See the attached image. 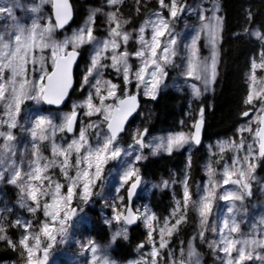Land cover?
<instances>
[{"label": "rangeland", "instance_id": "rangeland-1", "mask_svg": "<svg viewBox=\"0 0 264 264\" xmlns=\"http://www.w3.org/2000/svg\"><path fill=\"white\" fill-rule=\"evenodd\" d=\"M121 1V0H120ZM7 0H0V3H6ZM135 5L136 2L139 3V0H133ZM169 0H165V3H168ZM19 3L22 7L16 11L15 15L21 25L31 26L33 21H36L41 28L48 26L52 27L51 37L45 35V43H51L52 41L62 42L66 38H71L75 33L80 29L88 26V20L90 15L95 11L94 22L91 24L92 35L95 37V41H104L110 39V25L108 21L107 14L110 12H115V5H109L108 0H102V4L98 11L86 10L85 16L82 19L81 23L77 26L72 25L68 30L63 31L61 38L57 39L55 37L56 26L51 17V13L46 9L47 6L52 4V0H19ZM156 7L153 10L148 11V14L142 19L136 29L128 27V23L121 21L117 17V21L121 25L120 31L127 32L129 34V39L127 43H124L121 38H117V43L120 45L119 48L113 52L111 45L107 51L102 52L99 58V64L104 65V67H99L97 70L93 71L92 75L88 76V83H84V77L88 75V69L92 66V58L96 50V42L80 44L76 47L79 51L82 49L85 50V60L81 63L82 58L77 67V89L76 91L80 94L79 98L71 99L69 101L68 109H61L56 111L48 110L47 106H44L42 100H33V99H24L20 106V112L16 117L17 127L11 129L15 140L12 141L14 147V154L3 153L0 150V155L3 157V162L0 163V172H3V179H0V184L5 183V187L0 188V200L3 197L6 187H12L15 190L17 203L18 216L17 220L21 221V234L19 240L24 235L37 236L41 238V248L37 250L36 256L34 259L44 260L43 248L47 247V237L41 232V228L44 223H49L53 227V235H56L57 239L53 243V247L49 249L47 260L44 261V264H91L92 252L90 249H86L85 245L89 241H93L98 248L96 255L98 257H107L112 264H151L153 247L158 250L159 254L155 258L156 264H173V261L176 264H180L183 257L188 258L189 246L191 245L196 253L199 256V264H204L203 256L200 255L198 250L194 246V241L182 243L181 240H178L176 243H172L171 236L177 234L179 224H176L177 220L183 219L181 222L187 220V216L184 214L189 210V202L187 207L184 206V199H171V203L175 202L176 205L172 210V217L167 219L164 222L156 221L155 215L153 213L152 207L148 202V196L151 191L155 188L156 184L150 182H144L141 187L140 198L137 201L135 208L136 213L138 214L142 228L144 227L148 231L147 241L145 244L138 246L135 249L134 256L130 259H127L123 253L119 252V255H116L112 250L117 243V240L120 238H129V227H127L123 222V216L126 205H124L125 189L127 188L129 182H125L123 179L124 173L132 168L137 170L135 164L144 162L147 155H157L162 153H170L163 148L156 149L155 145L161 143L162 140H166L169 136H174L179 133H184L185 137L188 138V142L183 144L182 147H174V150H182L186 148L187 154L193 149L194 145L192 143V134H189L184 125L192 124L193 114L191 107H193L194 102L199 99L205 93H211L214 79L211 78V56L213 53V41L210 35L209 27L216 24V17H219L221 24L219 29L216 32L215 39V53H216V62H215V75L216 68L219 60V43L221 40L222 32V14H221V5L220 0H194L191 4L184 5L185 10L183 13L178 14L175 19H171L168 15V9H162L159 4V0H156ZM178 5H181V0H177ZM35 5H39L38 12H31L29 8ZM160 12L165 19L169 21V32L175 38V44L171 45L169 51V62L163 63L160 61L163 68L164 75L158 73L157 79L160 80L158 87L156 88L155 94L160 89L172 90H185V99H186V111L181 114V117L177 121V125H173L170 129L161 127L151 131L149 134L143 136L144 147H140L135 138L137 133L141 132L140 129V120L138 119L134 125L131 126V129L128 130L130 137L127 138L126 142H117L113 144L114 147L120 148V156L113 160L108 159L106 163H102L100 166V175L97 178L95 175V161L93 160V167L89 169V195L85 200L82 198L83 194V178L78 180L74 185V192L72 200L67 204V207L64 206V201L61 200V216L58 219L63 218V215L67 213L68 219L65 221V233L63 238H61L58 229L60 228L59 223L52 224L51 217H46L44 215L43 205L44 203H52L51 193L54 192V188L49 189L47 182H45L43 191L48 192L47 195H40V207L37 208L36 203L33 202L26 192L21 191V184L26 188L27 180H22L18 184H10L8 180L13 174L14 165L19 167L22 176L24 173L29 171V164L33 161V152L35 144L36 149H38L39 155L41 157V164L46 161L55 160V166L50 167L48 175L52 178L53 183H59L63 187L61 188V196L67 195V186L72 183V179L75 178L78 170H83L87 166L85 161L80 165V168L75 167L77 156L73 151L69 156V165L67 176H65L60 165L63 157H53L52 155V146L55 143L57 146H60L64 149H67L68 144L72 143L73 140L79 141L81 129L85 130V139L87 144L85 148L91 146L93 149L97 147V144H102L106 136L109 135V132L106 129L105 121V110L107 114L112 115L114 107L118 105L119 95L118 89L120 85L124 86V89L128 90L130 85H134L137 90H140L143 97L146 99L144 108L146 109V114L151 113V105L148 103V99H151L152 95H146V86H150L152 77L151 72L155 69L149 67L144 73L145 83H140L136 77V73L139 71L141 66L144 63L145 59L149 61L152 59L150 55L142 58L137 57L135 53L140 51L144 47L140 42V32L139 29L144 25L145 21H153L156 19L155 13ZM99 17V25H96V19ZM203 17V19H202ZM127 21V20H126ZM128 22V21H127ZM251 24V23H250ZM115 27V23L111 25ZM12 26L10 20H5L3 17H0V35H4L5 39L8 38V34L12 32ZM245 34L249 39H257L253 33L260 30L257 27H251L247 25L245 28ZM145 41L151 43L152 36V27L148 25L145 27L143 33ZM195 38V43H194ZM160 48L157 49L158 55H163L162 48L168 44L169 35L166 33L165 36L159 38ZM262 42V41H260ZM264 44V42H262ZM72 45L69 44L66 49L59 51L57 54L65 55ZM127 52V64L129 66V75L128 82L124 80L123 72L117 71L115 67L112 66L111 56L113 54L119 55L120 53ZM82 53V51H81ZM83 55V53H82ZM33 58L35 62H33ZM174 60H178V64H181L182 71L177 73L173 79H170L168 71L166 70L167 66H170ZM198 64L200 66V71L194 73L193 75H188V66L189 62ZM255 64V68L253 65ZM264 64V51L260 53L258 59L253 60L251 68L247 73V85L248 93L253 94V102L249 104L250 109L253 111L252 114L243 119L242 124L239 126L237 135L231 140L221 139L216 141L215 144L211 145L208 148V159L204 164V174L206 175L205 182H201L198 188V198L195 204V214H196V224L198 225L199 230V240L198 247L208 246L212 256V264H224L226 259L225 254L220 251L222 246V237L231 238L233 240H242V239H256L259 241H264V175L259 176L256 172V157H257V142H254L255 132L257 128L260 127L261 116L264 111H261V99L264 96V67L261 65ZM204 65H208L209 71L205 73L202 69ZM54 67L52 49L49 47L43 48L36 47L31 51L30 56L28 57V63L26 65L25 76L18 77L17 79H26L29 81L27 91L31 95H35V88H38L41 81L40 77L43 75L46 77L52 68ZM197 75L200 76L197 79ZM11 76V71L5 69L2 77L6 86H8V81ZM253 76L255 79H253ZM208 78L209 83L205 84V78ZM169 81L166 83L165 81ZM100 81L98 87L100 89L99 94L96 91V82ZM45 81V79H44ZM43 81V83H44ZM112 85H116V88L113 89L115 95L109 96L108 89ZM199 89V95L195 94L194 87ZM171 87V88H170ZM262 93L261 98H256V93ZM92 94V103L101 108V112H93L92 115H87L89 109L86 107V100L89 94ZM125 94V93H124ZM8 94L6 93V96ZM100 96H103L105 99L103 104H101ZM84 105V106H82ZM5 107L6 101L0 100V119H6L5 116ZM75 111L79 113L77 128L74 133L68 135V131L65 129L61 131L59 126L64 123L66 116L71 115ZM145 111V110H144ZM46 117L52 121L53 128H48L45 133L48 136L46 140H33L31 136V129L37 118ZM184 121H186L184 123ZM89 125H92L89 127ZM178 126V128H176ZM47 127V126H46ZM251 127L252 131H243L241 128ZM175 128V129H174ZM178 129V130H177ZM159 130V131H156ZM0 131L7 132L8 128L6 125L0 124ZM241 140H243V147H239ZM4 144V138L0 137V146ZM252 146V153L250 159L245 162L243 158L248 153V146ZM143 149L147 151L143 152ZM171 151V152H172ZM229 153L230 159L224 158L226 154ZM81 158L86 155L84 148L81 149ZM139 155L143 157L140 160H136V156ZM217 155V163L213 165L214 160L213 156ZM224 158V160H222ZM239 159L240 163H237L233 166V161ZM220 164V166L218 165ZM215 164V163H214ZM251 164L253 167L252 175L255 177L250 180L251 184V195L244 194V199L240 201H224L220 197L223 196L226 192H237L241 194L243 192L240 189L239 185H234L229 183L228 185L223 184L224 172L227 168L230 172L233 173L232 179H236L238 176V170L241 167L247 168ZM140 166V165H138ZM138 175V174H137ZM203 183V184H202ZM164 184H166L164 182ZM39 187V184H36ZM174 185H170L171 190ZM184 188L183 193L184 197ZM207 189V191H206ZM211 193V204L212 210L208 214L207 221L205 224H201V216L199 214V207L201 198ZM247 197L251 198L250 201L246 202ZM179 202V204H178ZM29 207L36 208L35 212L29 211ZM233 207L234 211L229 213L227 209ZM9 210H13V205H8ZM94 209L98 210L100 217L102 218L103 223L105 224L106 234L100 236L99 238L85 234L82 235L81 229L84 225H91V211ZM39 210L42 211V219L40 218L39 222L36 223L38 230H33V225L36 220V217H32V214L37 213ZM53 209H49L52 211ZM73 210L74 214H73ZM25 212L22 214V212ZM30 213L31 217L26 214ZM1 214V211H0ZM121 216V219L117 221L114 217ZM225 219L229 220V228L233 225V222L238 226V231L234 233H229L228 229H223V221ZM28 223L30 227L27 231L24 228V224ZM167 223V227H165ZM173 225L175 228L173 229ZM18 226V225H17ZM161 229H165L163 239L166 242V247L160 248L161 242ZM171 229V235L168 234V230ZM215 229V231L213 230ZM125 232L126 236L121 235L117 236L115 241L112 240L113 235L118 232ZM151 231V238L149 237V232ZM203 232V237L201 238L200 233ZM6 235V234H4ZM9 239V238H8ZM212 242H215L213 246ZM30 244H34L33 240L29 241ZM240 245H237V248ZM24 250V249H23ZM169 251V252H168ZM251 251L253 259L246 260L243 264H264V259H258L259 257H264V248L256 247L252 248L251 246L246 248V253ZM26 264H27V253L25 252ZM165 253H169L168 256ZM237 252L233 249L232 257L235 258ZM195 257L192 258L190 264H195Z\"/></svg>", "mask_w": 264, "mask_h": 264}, {"label": "snow or ice", "instance_id": "snow-or-ice-1", "mask_svg": "<svg viewBox=\"0 0 264 264\" xmlns=\"http://www.w3.org/2000/svg\"><path fill=\"white\" fill-rule=\"evenodd\" d=\"M120 0H108L109 5H116L119 3ZM160 7L162 9H168V15L171 19H175L178 14L183 13L185 10L184 5H178L177 0H169L168 3H165V0H159ZM22 7V5L19 3V0H7L6 3H0V17H3L5 20L11 21L12 26V32L8 34V38L5 39L4 35H0V100L6 101V107H5V116L6 119H0V124L6 125L8 128L7 132L0 131V137L4 138V144L0 146V150H2L3 153H11L14 154V147L12 145V141L15 140V137L12 134L11 129L16 128V117L20 112V106L24 99H33V100H44L48 104H60L64 97L67 95V90L71 86V64L75 60L77 56L76 47L80 44L84 43H91L95 41V37L92 35V27L91 24L94 22V17L96 12L94 11L88 20V26L85 28L80 29L77 33H75L71 38H66L62 42H56L52 41L51 43H45V35L47 34L48 37H51L52 33V27L48 26L45 28H41L40 25L33 21L31 26H24L21 25L15 15L16 11L19 10ZM53 7L55 9L56 14V20H57V26L63 27L65 23L70 19L71 17V9L70 5L68 3V0H54ZM29 11L35 13L39 11V5H35L29 8ZM98 11V10H97ZM108 21L110 25V32L109 36L110 39L104 40V41H95L96 42V50L95 54L92 58V66L88 69V75L84 77V83H88V76L92 75L93 71L97 70L98 65L99 67H104V65L99 64V58L101 56L102 52H105L108 50L109 45H111L113 52L117 48H119V44L117 43V38H121L124 43H127L129 39V34L127 32H121L120 28L121 25L117 21L118 11L117 12H110L107 14ZM156 19L153 21H145L144 25H142L139 29L140 32V42L144 46L140 51H137L135 55L137 57H146L150 55L152 59L149 61L148 59L144 60L143 65L139 69V71L136 73V77L140 83H145L144 80V73L147 71L149 64L152 68L155 70L151 72V83L150 86H146V95H152L153 98H155V91L158 87L160 80L157 79L158 73L160 75H164L163 68L161 66L160 61H163V63L169 62V51L171 45L175 44V38L171 35V33L168 31L170 28L169 21L163 17V15L160 12L155 13ZM203 19V17H202ZM216 24L209 27L210 35L213 41V53L211 56V78H215V62H216V53H215V39H216V32L219 29V26L221 24V20L219 17H216ZM115 23V27H111V25ZM127 23V21H125ZM151 25L152 27V36H151V43H148L145 41L144 38V31L145 27ZM169 35V41L168 44L163 46L162 52L163 55L157 54V49L160 48V41L159 38L162 36H165V34ZM253 35L259 39L260 41L264 42V33H261L259 31L253 33ZM195 43V38H194ZM71 44L72 45V51L67 52L64 56H59L57 53L59 51H62L67 48V46ZM36 47H40L41 50L43 48L49 47L52 49V56H53V63L55 65L54 71L52 74L47 76V83L44 84L43 81L45 77L42 75L40 77V85L38 88H35V95H31L28 91V85L29 81L26 79H17L18 77H24L25 76V70L26 65L28 63V57L31 54V51L35 49ZM127 52L120 53L119 55L113 54L110 58L112 60V66L117 69V71H122L124 80L127 83L128 82V75H129V66L127 64ZM33 62H35V59L33 58ZM255 68V64L253 65ZM261 67H264V64L261 65ZM5 69H9L11 71V76L8 81V86L4 82H2L3 77L2 74ZM200 66L198 64H194L191 61L189 62L188 66V75H193L194 73L200 71ZM205 73L209 71L208 65H204L202 69ZM197 79L200 78L199 75L196 77ZM253 79L255 77L253 76ZM100 81L97 80L96 82V91L97 94H99V85ZM209 83L208 78H205V84ZM194 87V91L196 95H199V89ZM116 88V85H112L110 89H108V95L113 96L115 95L113 89ZM6 93L8 94L6 96ZM262 93L258 92L256 93V98L260 99ZM104 97L100 96L101 104H103ZM135 102L136 97L132 96L127 101L126 100H120V105L126 107H119L116 109L115 115L107 114L106 109L105 111V121H108L107 127L109 129L110 134L105 137L104 142L102 144H97V147L93 149L91 146H88L85 148V145L87 144V141L85 139V130L81 129L80 131V139L79 141L73 140L72 143L68 144L67 149H64L60 146H57L55 143H53L52 146V155L53 157H63L60 165H58L61 168L62 173L67 176L68 168L71 166L69 165V156L74 151L77 159L75 167L77 169L80 168V165L87 162V166L83 170H78L76 173L75 178L72 179V183H70L67 186V195L61 196V188L63 187L59 183H53L52 178L48 175V171L50 167L55 166V160L46 161L43 164H41V157L39 155L38 149H36L35 144L34 152H33V161L29 164V171L27 173H24L22 176L21 171L19 170V167L13 166L14 171L11 175L8 182L10 184H18L22 180H27V187L25 188L23 184H21V191L26 192L27 196L36 203L37 208L40 207V201L39 196L40 195H47L48 192L43 191L45 182H47V186L49 189L54 188V192L51 193V199L52 203H44L43 209H44V215L46 217H51L52 224L59 223L60 228L58 229V232L63 238V235L65 233V221L69 218L67 213L63 215V218L58 219L61 216V200L64 201V206L67 207V204L72 200L73 198V192H74V185L78 180L83 178V194L82 198L87 199L89 195V169L93 167V160L95 161V175L98 178L100 175V166L102 163H106L108 159H117L121 154V149L118 147L113 146V142L117 138L118 132L122 130L123 121L126 119L128 115L131 114L132 111L135 109ZM253 102V94L250 92L247 100L245 103L251 104ZM84 106V105H82ZM86 107L89 109L87 115H92L93 112H101L102 109L96 107L92 103V94L90 93L87 100H86ZM261 111H264V99H261ZM203 113V109H201V116ZM244 116H248V112L243 113ZM76 118V112L73 111L71 115H68L64 119V123L59 126V129L61 131L67 130L69 132L73 131V124L75 122ZM260 123L264 124V118L260 120ZM47 126V127H46ZM92 125H89L91 127ZM196 127V134L191 137L193 141L196 143H199V132H200V123H197L195 125ZM48 128H53L52 121L46 117H39L36 119L33 128L31 129V136L33 137V140L39 139V140H46L48 139V136L45 134L47 132ZM53 130H55L53 128ZM241 132L243 131H249L251 132V127L248 128H241ZM147 130L145 129L144 132H138L137 137L135 138L136 143L140 147H144L143 144V136L146 134ZM255 136L258 138L259 142V155L261 157H264V127L257 128L255 132ZM188 142V138L185 137L184 133H179L174 136H169L166 138V140H162L161 143L156 144V149L163 148L164 150L171 152L174 147H182L183 144ZM243 140H241L239 147H243ZM84 148L86 155H84L81 158V149ZM248 153L249 155H246L243 160L247 162L250 159L251 153H252V146H248ZM143 157L137 155L136 160H140ZM3 162V157L0 155V163ZM237 163H240L239 159L233 161V166H235ZM254 166L249 164L247 168L241 167L238 170V176L236 179H232L233 173L230 172L227 168L224 172V180L223 184L228 185L229 183L234 185H239L240 189L243 190L241 194H238L237 192H226L223 196L220 198L224 201H240L244 199V194L251 195V184L250 180L254 179L255 177L252 175V169ZM131 189L129 190V197L132 196V190H134L139 183L140 177L136 174V171L132 168H129L123 176V179L125 182H128L130 180H133ZM0 179H3V172H0ZM167 183V182H165ZM36 184H39V187L36 186ZM207 191V189H206ZM211 193L209 192L207 195L201 198L200 201V207H199V214L201 216V224H205L207 221L208 214L212 210V204H211ZM190 200V193L188 191L186 182H185V188H184V206L185 208L188 205V202ZM179 204V202H178ZM53 209L52 211H49V209ZM29 211L35 212L36 208L29 207ZM73 210V214H74ZM229 213H232L234 211L233 207H229L227 209ZM117 221L121 219V216L117 215L114 217ZM124 221L127 224H132L134 222L135 217L132 215L131 210L129 209L128 215L123 217ZM183 217H181V220ZM181 220H177L176 224L178 225L181 223ZM16 225H20L21 221L17 220L15 222ZM25 230L30 227L28 223H25L24 225ZM167 227V223L165 225ZM173 229L175 228V225L172 226ZM224 229H228L229 233H234L238 231V226L235 225L233 222V225L229 228V220L225 219L223 221V229H221V232H223ZM215 231V229H213ZM165 229H161V242H160V248L166 247V242L163 239ZM41 232L45 237H47L48 243L47 247L43 248V254H44V260L34 259L36 256L37 250L41 248V238L39 235L37 236H30V235H24L19 240V245L25 250L27 253V264H44V261L47 260L49 249L53 247V243L56 241L57 237L56 235H53V227L50 226L49 223H44ZM3 233H6V229L0 224V240H7V243L12 246L13 248L16 247V244L11 240L8 239L6 235ZM168 234L171 235V229L168 230ZM125 235L126 231L116 232L112 240L115 241L117 236ZM201 238L203 237V232L200 233ZM149 237L151 238V231L149 232ZM33 240L34 244H30L29 241ZM215 242H212L213 246ZM237 245H240L237 248ZM251 246L252 248L260 247L264 248V241H259L256 239H242V240H233L230 237L229 238H223L222 237V246L220 247V251H222L225 254V261L224 264H243L246 260L253 259L251 251L246 253V248ZM142 247V245H141ZM86 249H90L92 252V259L91 264H112L111 261L107 259V257H98L96 253L98 252V248L95 245L93 241H89L87 245H85ZM233 249L236 250L237 255L235 258L232 257ZM159 252L153 247V251L151 253L152 261L151 264H156V257L158 256ZM195 257V264H199V256L198 253H196L195 249L190 245L189 251H188V258L189 261H192V258ZM258 259H264V257L257 256ZM147 264V262H145ZM173 264H176L175 261H173ZM180 264H183V261L180 262Z\"/></svg>", "mask_w": 264, "mask_h": 264}, {"label": "trees", "instance_id": "trees-1", "mask_svg": "<svg viewBox=\"0 0 264 264\" xmlns=\"http://www.w3.org/2000/svg\"><path fill=\"white\" fill-rule=\"evenodd\" d=\"M194 0H181V5H189ZM74 11V26L81 23L85 16L86 10H99L102 0H71ZM156 0H139L137 6L133 0H121L115 5V12L118 11V18L121 21H128V27L136 29L142 19L148 14V11L156 7ZM222 14V32L219 43V60L217 73L215 76L211 93H205L194 102L191 111L193 114L192 124L184 125L185 130L190 134L193 124L198 119L205 122V139L204 144L199 149H194L191 159L187 161L186 151L184 149L174 150L170 153H162L157 155H147L144 162L136 164V170L142 172L144 178L150 182H155L157 187H163L164 181H179L182 175L188 174L187 187L192 196L189 200V210L187 211V221L179 227L177 234L173 236L172 243L183 239L185 242L194 241L198 244L199 230L196 224L195 204L198 192V183L203 179V165L206 162L208 154V145H213L221 139L231 140L235 136L237 127L243 122V113L246 109L251 108L245 103L248 93L247 73L250 70L253 58L258 59L260 53L264 51V44L255 39H249L245 34V28L250 25L252 28L257 27L264 32V0H220ZM51 13L50 6L46 7ZM251 23V24H250ZM96 25H99V17L96 19ZM62 33L55 32L57 39L62 37ZM82 61L85 60L84 52L81 50ZM178 60L166 67L169 78L173 79L177 73L182 71L181 64ZM78 72H76V77ZM169 81L166 80V83ZM171 88V87H170ZM77 89V87H76ZM74 91L72 99L79 98L80 94ZM160 89L156 98L151 101V113L139 116V122L142 128L148 133L155 131L161 127L170 129L173 125H177L181 114L185 113L186 99L185 90H168ZM135 91V86L129 90V93ZM140 91V90H139ZM125 92L124 86L120 85L118 95L123 96ZM145 99V98H144ZM143 99V100H144ZM69 108V104L66 109ZM201 109L203 113L201 116ZM52 111L53 109L48 108ZM56 111V110H53ZM186 121H184L185 123ZM178 128V126L176 127ZM175 129V128H174ZM143 130V129H142ZM141 130V131H142ZM156 130V131H159ZM178 130V129H177ZM69 135V134H68ZM130 134H126L121 142H126ZM234 136V137H232ZM256 139L254 138V142ZM213 143V144H211ZM144 150V149H143ZM147 151V150H144ZM229 153L224 158L230 157ZM217 155L212 160L213 165L217 163ZM224 158L222 160H224ZM215 163V164H214ZM218 165H220L218 163ZM188 172V173H187ZM256 172L259 176L264 175V158L259 159ZM5 183L0 184V188H4ZM167 189H155L150 195V205L152 206L156 218L164 219L170 215L172 208L171 195ZM15 190L12 187H6L3 197L0 200V224L6 229L7 238L11 239L16 247L13 248L7 243V240H0V264H26V257L23 248L19 245V236L22 232L20 225L15 224L18 216ZM251 198H247L246 202ZM13 205V210L8 209V205ZM25 213L24 211L22 214ZM31 217L30 213L26 214ZM91 225H84L81 233L85 236H95L99 238L106 234L105 225L102 219H99L95 211L90 213ZM42 211L32 214L36 217L33 230H38L35 226L42 219ZM157 221V220H156ZM147 232L141 226L134 228L130 232L129 239L123 241L119 239L116 243L114 253L119 255L123 253L126 258L133 257L135 247L141 245L146 240ZM182 259L185 260V257ZM212 256L207 251L203 254L204 264H212Z\"/></svg>", "mask_w": 264, "mask_h": 264}, {"label": "water", "instance_id": "water-1", "mask_svg": "<svg viewBox=\"0 0 264 264\" xmlns=\"http://www.w3.org/2000/svg\"><path fill=\"white\" fill-rule=\"evenodd\" d=\"M53 3H54V0H53ZM68 3H69V5H70V9H71V17H70V19L67 21V23H65L64 25H63V27H58L57 26V28H58V31H63L64 29H66V28H68V27H70L71 25H72V23L74 22V19H75V15H74V9H73V6H72V3H71V0H68ZM52 7H53V5H52ZM52 14H53V18H54V20H55V22H56V25H57V20H56V14H55V9H54V7H53V9H52ZM73 50V49H72ZM72 50H70L69 52H71ZM76 52H77V56H76V58H75V60L72 62V64H71V86L68 88V90H67V95L64 97V99H63V101L60 103V104H48L46 101H44L43 100V102L47 105V106H49V107H54V108H58V109H60V108H64L66 105H67V103H68V101H69V99H70V97H71V94H72V92H73V90H74V88H75V85H76V79H75V72H76V67H77V65H78V63H79V60H80V58H81V52L80 51H78V50H76ZM59 56H64V55H61V54H58ZM54 68H55V66H54ZM54 68L52 69V71L48 74V75H50V74H52L53 73V71H54ZM47 75V76H48ZM47 83V77L45 78V84ZM132 96H135L136 97V102H135V109H134V111H132L131 112V114L130 115H128L127 117H126V119L123 121V125H122V130L120 131V132H118V134H117V138L121 135V134H123L124 132H125V130H126V127H127V125L129 124V122L139 113V111H140V109H141V102H140V99H139V94H135V95H132ZM132 96H128V97H125L124 99H122V100H128L130 97H132ZM264 99V98H263ZM119 107H126V105L125 106H121L120 105V103H119V106L117 107V108H119ZM117 108H115V110H114V113H113V115H115V113H116V109ZM248 113H249V115L251 114V111H247ZM248 115V116H249ZM244 117H247V116H244ZM262 118H264V114L262 115ZM76 119H77V117L75 118V122H74V124H73V131H74V129H75V125H76ZM197 123H200V132H199V143H196L195 141H194V143H195V145L197 146V147H201L202 146V144H203V142H204V133H205V124H204V122L202 121V120H199V121H197L196 122V124ZM260 127H264V124H262L261 123V126ZM107 130L109 131V129H108V127H107ZM72 132V131H71ZM196 134V127L194 128V132H193V136ZM116 138V139H117ZM116 141V140H115ZM258 150H259V146H258ZM141 181H142V177H140V180H139V183L137 184V186H136V188L134 189V190H132V196L131 197H129V190L131 189V186H132V184H131V186H130V188H129V190H128V192H127V199H128V207H127V210H126V213H125V216H127L128 215V211H129V209L131 210V213H132V215L135 217V219H134V222L132 223V224H127L125 221V224L126 225H129V226H133V227H136V226H138L139 225V222H140V220H139V218L137 217V215H136V213H135V211H134V209H133V204H134V201H135V199H136V197H137V195H138V192H139V189H140V186H141ZM124 216V217H125ZM124 220V219H123ZM183 264H185V263H183Z\"/></svg>", "mask_w": 264, "mask_h": 264}]
</instances>
